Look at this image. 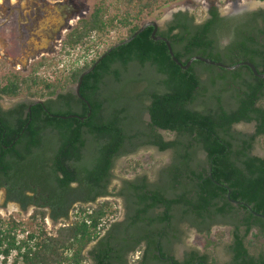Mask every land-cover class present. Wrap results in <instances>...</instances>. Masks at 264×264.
I'll list each match as a JSON object with an SVG mask.
<instances>
[{
	"label": "trees",
	"instance_id": "obj_1",
	"mask_svg": "<svg viewBox=\"0 0 264 264\" xmlns=\"http://www.w3.org/2000/svg\"><path fill=\"white\" fill-rule=\"evenodd\" d=\"M174 1H95L88 15L79 18L65 34L62 48L87 49L88 38L96 34L108 38L104 49L52 82H42L43 87L54 94L57 87L75 85L102 53L130 37L148 16ZM209 3V17L201 23H194L188 12L178 11L155 35L169 40L182 63L194 55L228 65L247 60L258 72H264V22L260 25L257 20L263 11L233 28L218 16L213 0ZM111 31L116 32L115 39L110 37ZM151 31L149 26L129 42L113 47L83 76L79 93L88 105L71 91L59 94L63 99L52 105L54 114L36 119L35 125L31 122L20 143L16 142L24 147L20 159H28L11 178L12 193L23 205L31 200L22 197L23 189L34 191L28 184L31 176L45 172L44 164L50 160L61 191L45 203L51 208V218H67L68 208L78 202L71 211V221L57 227L54 235L45 230L43 206L32 210L29 219L35 226L31 230L12 217H0V264H8L10 256V264H83L89 259L92 264H121L123 254L143 244L147 259L156 260L153 252L157 245L179 241L183 236L181 223L209 234L211 224L227 219L234 226L231 264H264V250L253 254L243 243L250 230L263 236L264 218L230 203L225 188H230L231 198L264 214V157L253 153L256 143L264 147V77L255 76L244 65L227 70L200 60L182 69L172 61L165 43L152 39ZM224 38H228L226 44L221 43ZM34 73L35 68L24 79L26 85L29 81L40 85ZM17 80L13 74L7 76L2 94L13 97L32 92ZM36 88L30 94L40 97L41 88ZM240 123L251 124L252 130L237 129ZM47 129L51 135L40 136L39 132ZM159 130L172 138L164 139ZM17 131L11 130L6 140L12 142ZM34 146L43 151L31 156ZM143 146H154L160 152L171 150V163L155 182H146L145 176L128 181L122 193L124 218L111 221L118 211L114 200L92 203L96 194L104 193L107 172L115 158L136 153ZM64 147L75 148L68 157L75 160L73 166L61 163L66 155ZM7 152H0L1 159ZM14 154L9 153L12 158ZM138 166L137 160L126 163L130 170ZM73 178L79 182L74 189L68 187ZM81 190L85 193L80 199L68 197L70 191ZM213 234L222 237L223 231L216 229Z\"/></svg>",
	"mask_w": 264,
	"mask_h": 264
},
{
	"label": "flooded vegetation",
	"instance_id": "obj_2",
	"mask_svg": "<svg viewBox=\"0 0 264 264\" xmlns=\"http://www.w3.org/2000/svg\"><path fill=\"white\" fill-rule=\"evenodd\" d=\"M236 1L237 0L230 3L228 9L225 11L223 9L226 5L221 8L215 4L218 16L225 18V23H229L231 27L237 28L252 16L254 17V13L260 10L263 11V14L261 15L259 13L261 16L258 17L257 20L260 25L262 21L264 22L263 6L247 7L245 5H238ZM210 8L211 5L208 2L203 10L204 13L202 18L198 20L194 17L193 22L197 24L207 19L210 14ZM76 11L77 9L73 5L67 4L64 0H0V152L2 151L5 153L6 151H12L15 153L13 156L14 158L9 155L10 152H7L8 156L6 155L2 159L0 157V207H6L7 204L11 202L18 207L20 213L31 214L36 206H43L46 210V216L52 223L69 220L71 218V211L78 201L73 202L68 208L67 218L64 216H60L57 220L51 218V208L49 205H45V203L50 197H54L55 194L61 193L57 180L54 179L52 175L54 167L51 165V160L49 162L45 160L47 165L39 160V162L44 164L45 172H38L36 178L31 176L28 184L34 191L27 187L23 189L24 194L22 197L25 195L31 198L30 202L24 205L19 200L20 197L12 193L14 191L11 186V178L28 160L20 159L19 156L24 153V147L20 146V144H16V142L20 143L19 141L22 139L27 127H31V122L35 125L36 119H40L43 116L46 117L47 115L52 116L54 114L55 109L52 108V105L56 104L59 101L58 99H63L59 97V94L63 95L71 91L76 95L73 87L71 89L68 88L69 85L65 86L63 89L57 87L54 94H50L42 85V82H52L55 78L52 76V65L50 62L57 60L56 57L61 55V52L65 54V50L62 48V40L65 34L74 26L76 20L82 18V16L74 14ZM178 11L188 12L192 15L191 12L186 9H178L173 12V14ZM173 14L166 22L172 20L174 17ZM158 28L162 30L164 27L159 26ZM227 41L228 38H224L221 40V43L226 44ZM33 68H35L34 76L38 78L37 80L40 85L29 81V85H27L31 87L32 92L25 91V93L13 97L2 94L1 88L5 85L7 76L11 74L17 76V81H19L20 85L27 87L24 79L28 77ZM37 86L41 88L38 91L41 95L40 97L30 94L36 92ZM146 116L148 115L146 114ZM24 120L26 123H22ZM11 130H19L17 131L19 133L12 142H8L6 138H8V134L11 133ZM159 131L164 139H170L173 136L163 130ZM51 133V130L48 129L43 133L39 132L40 136L43 134L51 135ZM35 147L37 146H34V149L32 148L33 151L31 156L37 154V151H43L41 147ZM143 148H154V146H143L138 150ZM62 149L66 151V155L61 157V163L66 166H73L75 160H71L68 157L73 156L75 148L64 147ZM155 149L157 148L155 147ZM166 151L169 152V158L166 159L162 165H150V167L155 166L152 178H150L145 171L139 173L140 170H136L134 176L130 178L118 174L120 170H127L126 160L134 153L123 154L115 158L112 166L107 172L108 179L105 191L102 194H96L97 196L92 204L95 205L97 201L104 198L122 199V193L125 192L127 182L137 181L141 179L142 176H145L146 182H155L158 179L159 172L171 163V150ZM47 152L50 157L49 150ZM17 174H19V172ZM78 186L79 182L77 179L73 178L68 182V187L72 189ZM83 192V190H81V192L70 191V194L67 192H63L62 194L66 196L69 194L68 197L70 198L77 197L76 199H80L79 197H83L85 193ZM124 215L125 208L119 220H122ZM227 221L228 222L217 220L216 223L211 224L209 229V234L214 233L216 229L220 230L221 228H226L228 230L221 247L225 259L220 263L217 262V260H212L213 257H211L209 251H203L199 247L187 242L189 231L199 234L204 233L199 232L196 226L181 223L180 228L184 231L183 236H181L179 241L175 240L169 244L166 243V245L162 243L157 245L153 252V255H157L156 260L149 261L147 259L145 256L147 247L143 244L141 247H136L123 254L121 264L122 262L123 264H231L233 258L229 248L234 243V238L232 236L234 226L232 220L227 219ZM240 229H242V227ZM253 229V231H256L255 228ZM105 230L106 229L102 231V234H104ZM250 234H252L251 230L243 242L244 246L247 245L248 236ZM261 250H264V243L258 247L253 254H257ZM88 261V264H92L90 259Z\"/></svg>",
	"mask_w": 264,
	"mask_h": 264
},
{
	"label": "rangeland",
	"instance_id": "obj_3",
	"mask_svg": "<svg viewBox=\"0 0 264 264\" xmlns=\"http://www.w3.org/2000/svg\"><path fill=\"white\" fill-rule=\"evenodd\" d=\"M64 1L69 5H73L77 9L76 13L74 14L78 16H82L83 18L88 15L93 3L97 0H64ZM233 1L235 2V0H213V2L216 5L220 6L221 8L224 7L225 5L226 6L230 5V3H232ZM238 1L241 2L242 0L236 1L238 5H242V4H239ZM243 1H249V2L256 1L257 2L254 4L245 5L247 7H257V6L264 7V0H243ZM208 2H211V0H176L169 5L159 8V10H157V11H160L159 17H156V13H157L156 11L150 16H148L145 19V21L156 20L160 24V27H163L167 21L166 20L167 15L171 11H176L178 9H182V10L186 9L189 12H191V14L196 19L200 20L204 13L203 10L206 7V4ZM109 35L112 39H115L116 32L111 31ZM98 37L99 36H97L96 34H92L88 38L89 48L87 49H85V47L83 46H80L79 48L76 47L74 49L65 50V54H62L61 52V55L56 57L57 60H53L52 62H50V64L52 65L51 66L52 76L56 78L57 76L64 75L65 73H67L69 69H71L72 67H75V65H81L80 63H84L85 61L90 60L92 57H94L97 54V52L102 51L106 43L108 42V38L106 36H101L98 39ZM72 87H74V84H69L68 88L71 89ZM145 118H146V115H145ZM235 127L242 131L252 130L251 124L240 123V124H237ZM253 153L264 157V147L262 146L261 142H258L255 144ZM168 158H169L168 151L160 152V151H157V149L155 148H143V149L138 150L136 153L130 155L129 158L126 160V162H128V160L130 159L137 160L140 162V166H138L135 170H130V169H127L125 171L124 169L120 170L118 174L130 178L134 176V174L136 173V170H140L139 173H142L143 171H145L148 174V176L152 178L155 166L162 165L163 162H165V160ZM150 165L152 166L155 165V166L154 167L151 166L152 167L151 168ZM108 199L112 201L114 200L118 208L115 218H112L111 221L121 219L122 214H123V209H124L122 199L121 198H108ZM29 216L30 214L20 213V212H13L10 214H0V217H2L3 219H8V217H12L17 221H20L23 227L25 228V230L34 229V226H35L34 223L30 221ZM46 217L47 216L45 215L44 226H45V230L47 234H50V235L51 234L54 235L57 227L69 223L72 219L71 217L67 221H57L56 223H52L50 221L47 224ZM220 230L223 231L222 237H216L213 233L209 235H204V234H199V233H194V232L189 231L187 235V238H188L187 242L193 244L196 247H199L203 251H209L211 257H213L212 260L213 261L217 260V262L220 263L225 259V255L222 253L221 247H222V242L224 241L227 231H228L226 228H221ZM263 243H264V236L262 235L255 236L252 233L248 236L247 246L250 252H255V250L258 247H260ZM92 244L93 242H91L84 250L85 255H87L86 251L90 248ZM8 258H9L8 264H10L12 256ZM88 262L89 261H86L83 264H88Z\"/></svg>",
	"mask_w": 264,
	"mask_h": 264
},
{
	"label": "water",
	"instance_id": "obj_4",
	"mask_svg": "<svg viewBox=\"0 0 264 264\" xmlns=\"http://www.w3.org/2000/svg\"><path fill=\"white\" fill-rule=\"evenodd\" d=\"M177 11V10H176ZM173 12L175 11H171L167 17H166V20L170 19L171 15L173 14ZM151 26L152 27V31H151V37L152 39L154 40H161L165 43L166 45V48H167V51H168V54L170 55L172 61H174L178 66H180L182 69H187L190 64L193 62V60H200L206 64H210V65H214V66H217V67H220V68H224V69H227V70H232V69H236L237 67L241 66V65H244V66H247L251 72L259 77V78H263L264 77V72H258L256 67L254 66L253 63H251L250 61H247V60H243V61H239L237 63H234L232 65H228V64H225L223 62H220V61H215V60H212L210 58H207V57H204V56H201V55H194V56H191L185 63H182V61H180L173 53L172 51V48H171V45H170V42L169 40L164 37V36H159V35H155L156 31H157V28L160 26V24L156 21V20H148V21H144L140 27L128 38H125L123 39L122 41H120L119 43L115 44L114 46H112L111 48H109L106 52L110 51L113 47L115 46H118L120 44H124L126 42H129L134 36H136L138 33L142 32L145 28ZM106 52L102 53V55L86 70H84L80 76H79V79L78 81L76 82V84L74 85L73 89L75 90V93L76 95L82 99L85 103L88 104L87 100L85 98H83L80 93H79V88H80V85H81V82H82V78L84 75H86L87 73H89L90 71H92V69L94 68V66L96 65V63L106 54ZM148 118V116H146ZM209 177H211V174H209ZM214 181V180H213ZM215 183H217L216 181H214ZM219 184V183H217ZM225 186V185H224ZM225 188L227 189V193H226V199L234 204V205H242L244 207H246L248 210L251 211V213L257 217H261V218H264V214L262 213H258V212H255L254 210L251 209V207L246 204L245 202H242V201H238V200H235L233 198H231L229 196V192H230V188H228L227 186H225ZM263 236H264V233H263Z\"/></svg>",
	"mask_w": 264,
	"mask_h": 264
},
{
	"label": "bare ground",
	"instance_id": "obj_5",
	"mask_svg": "<svg viewBox=\"0 0 264 264\" xmlns=\"http://www.w3.org/2000/svg\"><path fill=\"white\" fill-rule=\"evenodd\" d=\"M254 3H257V2L256 1L249 2V1H243V0L239 2V4H242L243 6L247 4H254ZM227 9H228V5L225 6L223 10L225 11ZM13 212H19V209L15 204L11 202H9L6 207H0V214H10Z\"/></svg>",
	"mask_w": 264,
	"mask_h": 264
},
{
	"label": "built area",
	"instance_id": "obj_6",
	"mask_svg": "<svg viewBox=\"0 0 264 264\" xmlns=\"http://www.w3.org/2000/svg\"><path fill=\"white\" fill-rule=\"evenodd\" d=\"M80 46H78V48H79ZM81 65L83 64V63H80ZM46 222H47V224L50 222V219L48 218V217H46Z\"/></svg>",
	"mask_w": 264,
	"mask_h": 264
}]
</instances>
